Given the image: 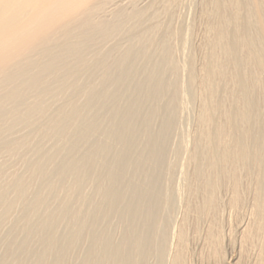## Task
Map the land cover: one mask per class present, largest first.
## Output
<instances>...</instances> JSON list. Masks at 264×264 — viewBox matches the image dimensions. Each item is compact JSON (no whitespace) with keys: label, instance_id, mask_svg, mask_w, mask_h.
Masks as SVG:
<instances>
[{"label":"bare ground","instance_id":"6f19581e","mask_svg":"<svg viewBox=\"0 0 264 264\" xmlns=\"http://www.w3.org/2000/svg\"><path fill=\"white\" fill-rule=\"evenodd\" d=\"M0 264H264V0H0Z\"/></svg>","mask_w":264,"mask_h":264}]
</instances>
